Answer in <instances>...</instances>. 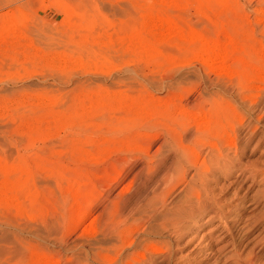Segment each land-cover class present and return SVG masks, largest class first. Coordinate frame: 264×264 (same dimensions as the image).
Wrapping results in <instances>:
<instances>
[{"label": "rangeland", "instance_id": "obj_1", "mask_svg": "<svg viewBox=\"0 0 264 264\" xmlns=\"http://www.w3.org/2000/svg\"><path fill=\"white\" fill-rule=\"evenodd\" d=\"M263 14L264 0H0V264H29L43 253V247L61 248L55 238L61 236L60 230L54 233L53 225L63 223L65 208L68 220L72 202L82 192L92 194L93 184L98 200L92 195L85 205L88 215L68 238L64 247H75L65 256L82 247L112 242L109 200L119 194V208L127 212L137 193L149 192L162 180L166 167L176 159L162 144L167 134L164 125L195 128L170 105L168 112H162L146 96L149 93L155 97L168 93L164 101L169 104V100L192 101L218 94L231 101L235 126L241 117L246 119L232 137L238 146L231 148L232 164L214 166L209 178L217 204L186 223L180 238L173 233L149 237L171 246V258L162 264H246L249 260L264 264V181L259 180L264 176V91H257L258 86L264 88V72L263 76L247 68L245 72L238 63L246 79L225 69L228 75H223L214 67L219 60L209 67L203 64L208 55H202L207 44L217 43L225 49L224 65L236 67L237 57H248L244 50L254 38L264 39ZM101 89L113 95L103 109H91L90 96ZM170 90L177 94L169 97ZM123 91L136 99L138 112L147 113L141 120L149 121L155 132L158 127L150 153L163 146L155 153L158 167L150 173L152 177L145 174L143 178V173L133 178L142 165L134 161L121 179L105 189L100 180L91 178L98 175L93 164L106 166L104 162L120 156L122 148L140 143L106 133L107 141L103 143L99 136L95 144L87 129L109 127L107 119L113 121L122 111L117 94ZM206 106L201 112L204 120L209 117ZM188 169L190 176L195 167ZM181 186L169 196L170 206L182 195ZM64 196L69 201L66 207L62 206ZM44 233L57 243L53 245ZM96 261L90 263L104 260Z\"/></svg>", "mask_w": 264, "mask_h": 264}, {"label": "bare ground", "instance_id": "obj_2", "mask_svg": "<svg viewBox=\"0 0 264 264\" xmlns=\"http://www.w3.org/2000/svg\"><path fill=\"white\" fill-rule=\"evenodd\" d=\"M263 19H264V14H263ZM165 31L167 32L166 29L164 30V32ZM252 32L255 33L253 28H252ZM256 38H259V37H256ZM263 40H260V39L256 40L254 38L253 40L254 43L244 50L245 55L246 56L248 55V57L247 58L237 57L236 67L233 66L232 68H229L228 66L224 65V58H225L224 47L219 48L217 43H211V44L209 43L206 45V48L202 54L203 56L206 54L208 55V56H204L206 58L203 57V64L210 67L211 65H214L219 60L218 64L215 65L214 67L217 68L220 72L223 70L222 71L223 73L225 69V70H229L231 74L232 72H234L236 75L241 77L245 73L241 74V72H243L244 69L238 66V63H240L242 67L245 66V72L251 69V71L253 70L252 72H255L261 75V73L264 72V42ZM246 45L248 46V43ZM213 61L215 62L214 64H212ZM209 67L207 68L211 69ZM212 69L214 68L212 67ZM237 70H238V73L235 72ZM213 72L217 73V71H213ZM225 73L227 74V71H225L223 75ZM232 75L235 76L234 74ZM229 77H232V76H229ZM242 77H244L245 79L247 78L246 75ZM149 80H147V82ZM256 80H259V78ZM260 80L262 81V79ZM236 81H242V80H236ZM249 81H251V79H249ZM149 83L151 85L153 84L152 81ZM260 83H263V82H260ZM243 84H245V82H243ZM239 87L240 86H238L237 89ZM248 89L250 88L247 87V90ZM240 90H242V88ZM166 91L168 92L169 90H166ZM223 91L226 93H229L227 89V85L224 86ZM257 91L262 93V91H264V88H261V86H258ZM238 92L241 93L242 91L238 90ZM172 93L173 92L171 91V93L169 94V97ZM175 93L176 91L174 90L173 95ZM166 94L167 95H164V96L162 95V97H159V96L155 97L153 94L149 93L146 96H148L149 99L152 100L153 102L152 104L158 106L162 112H168L167 110H169V107L171 106L173 109H175V111L179 115L183 117V119L189 120L190 122H192L195 125V128L193 127L194 130H192L191 128L190 130L189 129L179 130L180 123L176 124L174 127L164 125V128L167 134L166 133L164 134L166 135L165 136L166 143H162V144L164 145L167 144V148L170 149V151H173V153H175L176 159L170 162L169 166L167 167L165 166L167 169L166 171L164 170L165 172H163L164 174L162 175L163 176L162 180H159V182L155 183L156 185L154 184V186L151 188L149 192H144V194L141 192H140L141 194L137 193L135 200L132 201L134 203L131 205V207L129 208L127 212L123 208L122 209L119 208V202L121 198L119 194H116V196L110 199L109 203H107L109 207V210L107 209L108 210L107 212H109V216L107 219H109V221L107 222L111 224V226H109L111 228H110V232L107 230L106 231L109 232L108 234L113 235L114 238L112 242L109 245L107 244L108 246L105 244L96 243L95 247L92 249H87L85 247H82L78 253L74 254L73 252L71 256L66 257L65 254L67 255V253L72 252L71 250H74L73 248L75 247V246H71L67 249L66 247H64L65 244L67 243L68 238L70 237L71 233L76 229V227L79 225L81 220H83L88 215L89 211L88 209H85V205L91 202L89 200L92 195H95L94 199L98 197L96 196L98 194L95 191V189H92V187L96 185L94 184L90 185L91 188L89 191L92 194L82 192L80 196L78 197L79 198L78 200H75L74 202L70 201L72 202L73 208L68 216L69 221L67 220V212L65 210L66 208L62 210L63 216H61V220L63 221V223L61 222L60 225L63 224V227H64V224H66L67 226L65 228L61 226V228L63 229L61 230V228L59 227L60 225L56 224L59 227V229H56L57 226L53 225L54 233L57 230L58 232L60 230L61 236L60 237L55 236V238H58V243L60 242L62 246L60 244L58 245H60L61 248H58L56 250L54 248L53 249L51 248L50 250V249H46L45 247H43L44 248L43 253H40V255L36 258L37 260L33 262H29V260L28 261L26 260L27 262H29V264H61V262H63V264H92L96 260L99 261V259L104 260L103 264L105 263L106 264H162L163 261L171 258V246L159 240H154L151 238L149 239V237H158V236H161V234L163 233L172 235L173 233L179 236L180 238V235H184L183 227L186 223H188L189 221H195L198 215L206 213L208 210H211L214 205L217 204L215 198L211 196L212 192L208 186L209 178L214 172L213 171L214 166L216 165L220 166V164H222V167L229 166L231 163L230 161L231 157L234 160L233 154H232L233 152L231 153V148L236 147V150H237L238 146H237L236 138L234 139L232 137L233 135L236 136L237 129H240V127H243V125H245L246 119L244 117H241L239 121H237L238 120L237 119L236 121L238 122V124L237 126H235L233 123V119H234L233 116L236 114V111L233 105L231 104V101L228 100L227 98L225 99L219 96L218 94H213L211 97L207 96V98L202 95L201 97L199 96L200 99L196 97L192 101L185 100V101L175 102L174 100H169L170 104L164 101L168 97V93ZM112 95L113 94L109 93L107 90H104V89L93 92L90 96L91 109H94V110H96L97 108L103 109L105 107V101ZM256 95L257 94H255V97ZM117 96L120 100H122L121 113L118 116H116L113 119V121H108L107 119V125L110 124L109 127H92V128L87 129L89 139L90 141H93L95 144H97L98 141L100 140L99 136H102L103 143H105V141L107 140L103 135H105L106 133H113L117 136L116 138L118 139H122L125 141L136 140L140 144L139 146L136 145L137 147H134V148L123 146L124 148H122V150L120 151L121 153L120 156H117V158L114 157L113 159L109 158L108 161L104 160V161H107V162H104L105 164H107L106 166L101 167L100 166L101 163L93 164L96 169H94L93 167L92 169L93 171L95 170L94 173H97L98 175L95 176L90 173L91 178L93 180H95L94 178H96L98 181L100 180L99 184L103 183L104 184L103 188L105 189H106V186L110 188L111 185H113L119 179H121L122 176L124 175L126 167L132 166L133 165L132 163L134 161L135 162L141 161L142 165L140 166V168H138L137 171H135L133 178L138 177L143 173H144L143 175L147 174L149 175V177H152L150 176L151 175L150 173L154 170L155 165L157 166V164L154 165V163L156 162V160L154 162L155 153H157L162 148L161 146H163L159 144V146L154 151L155 153H150L149 151V147L151 146L150 141L157 138L158 127L157 126L155 127L157 128L155 132L154 127L151 126L149 121L141 120V117L147 113L145 111L138 112L136 110L137 101L132 96H129L127 92L125 91L119 92ZM143 98L145 97L143 96ZM163 102H164V105L162 104ZM253 102L254 101H252V103ZM206 103H207V106H206ZM205 106L208 108V112H209L208 114L209 117L207 118V120H204L205 117L204 118L202 117L204 115H201V112ZM105 115H107V113H105ZM179 115L176 117L179 118ZM146 119L148 120L149 117ZM113 122L114 124L117 125V127H110L111 125H113L112 124ZM155 123H152V124H155ZM204 148H206L207 150L204 151L205 150ZM203 153L205 155H203V157L201 158V155ZM167 155H169V153ZM189 166L195 167L194 173L191 174L190 176L188 175L189 174L188 172L190 171L188 169ZM71 175L74 176L73 174ZM144 177H146V175L143 176V178ZM66 180L67 179H65V181ZM259 180L264 181V176L261 177ZM106 182H108L107 185H105ZM129 182H132V181H129ZM69 183L70 182H68V184ZM179 184L183 185L181 186V189L178 191L182 195L180 194L181 196L179 197V199L176 202H173V204L171 203L172 206H170V203H167V202H170L168 201L169 200L168 198L172 194V192L175 191V188L178 187ZM128 187H131V186H127V188ZM262 191L264 192V190ZM263 196H264V193H263ZM65 197L66 196H64L63 198L64 201L62 203L63 207H66L67 206L66 202H69L68 199ZM97 200L98 199H96L95 201L97 202ZM101 214L103 213L101 212ZM54 217L53 219H55ZM52 221L54 222V220ZM58 222H59V218H58ZM69 222L72 224H69ZM53 230H51V232ZM48 234L49 236L54 235L52 233L50 234L49 229H48ZM45 236H48V235L45 234ZM49 236L48 238H50ZM55 238L53 237V239ZM50 240L52 239L50 238ZM55 242L53 241L51 243L55 244ZM46 243L48 245V242ZM31 247H33V244L30 245L28 254L32 252ZM123 250H127L126 253ZM246 264H254V263L249 260V261H246Z\"/></svg>", "mask_w": 264, "mask_h": 264}]
</instances>
